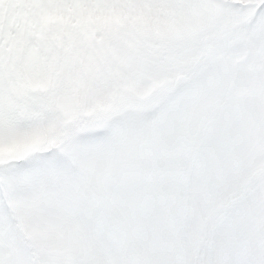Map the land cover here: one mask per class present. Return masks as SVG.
Here are the masks:
<instances>
[{"label": "snow or ice", "instance_id": "1", "mask_svg": "<svg viewBox=\"0 0 264 264\" xmlns=\"http://www.w3.org/2000/svg\"><path fill=\"white\" fill-rule=\"evenodd\" d=\"M0 264H264V0H0Z\"/></svg>", "mask_w": 264, "mask_h": 264}, {"label": "rangeland", "instance_id": "2", "mask_svg": "<svg viewBox=\"0 0 264 264\" xmlns=\"http://www.w3.org/2000/svg\"><path fill=\"white\" fill-rule=\"evenodd\" d=\"M5 13L9 16H15L16 15V9L14 5L5 4L4 5Z\"/></svg>", "mask_w": 264, "mask_h": 264}]
</instances>
